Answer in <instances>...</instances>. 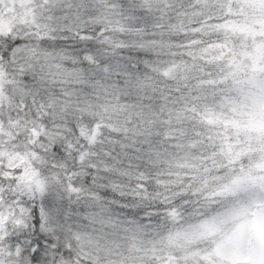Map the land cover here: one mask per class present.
Here are the masks:
<instances>
[{
	"label": "snow or ice",
	"instance_id": "1",
	"mask_svg": "<svg viewBox=\"0 0 264 264\" xmlns=\"http://www.w3.org/2000/svg\"><path fill=\"white\" fill-rule=\"evenodd\" d=\"M0 264H264V0H0Z\"/></svg>",
	"mask_w": 264,
	"mask_h": 264
}]
</instances>
